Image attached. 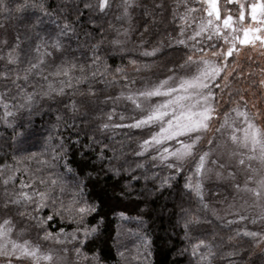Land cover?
Segmentation results:
<instances>
[{
  "label": "trees",
  "instance_id": "trees-1",
  "mask_svg": "<svg viewBox=\"0 0 264 264\" xmlns=\"http://www.w3.org/2000/svg\"><path fill=\"white\" fill-rule=\"evenodd\" d=\"M179 1L163 0V11L155 9L157 16L154 22L143 14V7L145 4L151 6L159 0H135L134 5L128 6L126 14L123 0H109L110 6L103 12L97 11V0H84L92 5L91 9H85L82 0H30L31 3L42 4L45 10L53 13L51 16H42L39 7L28 8L22 13L13 12L10 17L0 10V27L7 28L6 35L9 37V43L0 48V71L11 69L12 72L19 73V83L24 92L34 94L31 111L27 107L21 108L19 105L26 103L23 95L18 94L15 87L5 91L6 81L0 79V95L3 96V100H0V165L7 164L18 170L15 183L8 186V195L11 196L20 188L21 180L27 183L33 176L45 180L63 179L62 187L65 191L61 194L56 190L55 194L65 205L70 204L75 185L85 178L83 173L74 177L66 174L65 169L59 165L52 169L43 163L48 159L44 141L50 133L54 137L53 144L56 143V137H63L65 143H70L77 132L80 133V144L88 143L87 137L95 136L103 145H107L103 149L105 157H115L112 161L114 166L130 167L133 175L140 177L138 183L132 182V196L124 200L118 199V196L121 186L127 181V172H122L118 177L101 173L99 181L95 178L91 182L86 181V192L92 193V197L88 198L102 200L103 203L97 212L86 216L83 222L74 215L70 217L66 213L60 218L53 213V219L46 225L52 233L61 228L65 233H70L78 228L90 227L103 217L98 232L89 237L79 258L74 252V248L79 247L76 241L72 240L73 244H68L71 239L64 241L62 236V243L55 240H50L49 243L44 238V232L27 215L18 214L24 211L23 208L17 209L13 205L5 208V193L0 184V217L11 218L16 231L27 239L41 246L47 242L52 248L69 250L72 260L78 264H94L91 259L93 253L99 254L103 264H199L197 257L191 254L192 245L199 240L213 245L214 257L211 264H264V254L261 253L263 244L256 247L251 238L238 236V231L247 228L241 223L219 219L213 210V206L230 197V190L225 184L215 180L203 182L200 178L207 208L200 204L194 192L184 188L188 177H191L192 183L197 180L195 168L198 157L195 153L182 162L183 171L173 178L172 187L162 194H156L151 189L159 182V178L169 175L172 170L154 159V150H146L140 154L141 142L150 137L155 127L144 125L140 128L119 127L103 132L98 130L101 123L127 125L139 119L143 113L131 107L126 99L127 93L146 89L151 83L169 76L185 64V56L190 50L183 45L171 43L179 38L181 29L176 14ZM15 2L16 0H6L10 8ZM75 7L80 8L79 13L74 11ZM33 17H39L42 24L34 23ZM92 20L96 21L95 26L90 23ZM65 21L74 25L77 35H60ZM146 23L147 29L144 27ZM85 32L89 33V37L84 35ZM57 40L60 41V48L55 46L54 41ZM98 41L99 54L107 67H93L89 61L91 45ZM154 47L159 48L156 55H145L146 51ZM10 49H14L18 58L19 62L16 64H10L6 60ZM132 61L136 63L133 64ZM29 63L37 64L40 71L39 74L28 71V80L25 82L23 76ZM72 63L77 66L68 68L71 77L81 75V66L85 73L98 71L103 74V79L99 76L90 78V86L96 89L94 97L76 95L75 99L84 103H81L79 112L75 114V125L72 114L65 108L68 96L57 95L56 102L53 103L41 92V89L47 90L49 84L53 88L62 86L60 82L66 80V77L53 73ZM117 67L122 69V73H116ZM11 79H15V76ZM88 87L89 83L84 81L77 85L80 93L85 92ZM70 91L66 89V92ZM58 114L64 117V121L53 129ZM110 115L112 119L109 121ZM32 131L37 137L30 139L28 133ZM92 148L93 152L87 159L99 168L102 165L95 159V153L100 152L101 147L94 144ZM33 153L36 155L32 156ZM69 161V167L77 171L79 167H83L79 163V153L70 152ZM106 163L105 161L104 164ZM138 163L144 167L137 169ZM49 172H52L51 177ZM37 187L43 190V186ZM51 212V208H45L40 214L47 216ZM119 212L124 215H118ZM186 213L199 216L204 221L190 228L187 236L183 229ZM122 220L130 222L128 228L122 226ZM138 222L145 225L138 227ZM199 251L202 253L205 249L201 247ZM233 251H238L239 254L228 255Z\"/></svg>",
  "mask_w": 264,
  "mask_h": 264
},
{
  "label": "snow or ice",
  "instance_id": "snow-or-ice-1",
  "mask_svg": "<svg viewBox=\"0 0 264 264\" xmlns=\"http://www.w3.org/2000/svg\"><path fill=\"white\" fill-rule=\"evenodd\" d=\"M85 9H91L90 3L84 2ZM124 12L127 13L129 0H123ZM236 4L238 6V13L232 14L229 5ZM109 0H97L96 9L99 12H103L108 8ZM184 15L180 16L181 21H185L191 18L196 27L192 34L186 38H178L172 41V44L183 45L188 47L187 41H191L190 51L185 56L183 63H196L197 69L195 73L189 77H180L179 82L175 84V87L169 85V81L173 80V76H166L160 80L158 84L150 90L140 91L135 95L138 97H154L165 96L162 103L151 105L145 110L146 114L142 115L139 119L133 120L130 124L113 125L111 123H101L98 125V130L101 132L110 128L119 127H131L140 128L144 125H151L159 122V131L151 135L148 139L141 142V152L150 148L152 145H159L157 149H154L156 156L154 159H158L163 167L171 169L169 175L159 178V182L151 189L152 193L162 194L163 191L172 187L171 181L174 177L183 171L182 161L186 157H191L194 153L198 157L196 163L195 174L197 180L195 183L191 182V177H188L185 181L184 188L194 192L199 202L203 207L207 208V204L204 203L203 198V186L200 183L202 174L206 171V162L217 165L223 168V164H219L216 160H210V149L214 143V137L216 134H224L227 129V135L229 140L243 149H247L251 155L248 157L251 159H257L264 165V128H261L256 123L261 116V112L257 109L253 113H249L247 101L242 93L241 89L234 87V84L240 83L242 80H246L250 72L247 74L245 70L237 63L236 57L239 55L243 46H255L257 43L264 46V0H255L250 4L241 3L240 0H224L223 7H221L219 0H192V3H184ZM39 7L42 16H51L53 13L45 10L42 4L31 3L30 0H16L13 7H9L6 0H0V10L8 14L10 17L13 12L22 13L28 8ZM163 0L154 2L151 6L145 4L143 7V14L148 16L153 22L156 19L157 12L155 9L163 11ZM76 13L80 12L79 7H75ZM246 15L250 18L251 22L245 24ZM37 25L42 24V20L37 17L34 21ZM90 23L95 26L96 21L92 20ZM147 29V23L145 24ZM185 29H180V36L183 37ZM61 36H73L77 35L73 24L65 21L60 29ZM84 35L89 37V33L85 32ZM78 38V36H77ZM57 48L61 47L60 41H54ZM171 46V45H170ZM100 42L91 45V56L89 61L93 67L102 65L107 67L99 54ZM159 51L158 47L152 48L150 51H146L145 55H156ZM231 58V61L230 59ZM6 60L10 64L18 63V58L14 52V49H10ZM133 64L136 61H132ZM75 63L69 64L67 67L58 69L53 75H63L66 80L61 81L62 86L53 88L49 84L47 90L41 89L42 95L55 103V97L57 95H66L68 100L65 103L66 110L72 114L73 125L76 123L75 114L79 112L81 103L84 101H77L76 95H82L86 97H94L96 89L90 86V78L95 79L99 76L103 79V74L98 71H90L85 73L84 67L81 66V75L77 77H71L68 73V68H75ZM28 71H34L39 74V68L37 64L29 63L27 69H25V75L23 80H28ZM116 73H122V69L117 67ZM264 72V69H261ZM15 76V79H11ZM0 79L6 81V88L15 87L18 94H22L25 104L19 105V107H27L31 111V106L34 101V94L24 92L22 85L19 83L21 77L19 73L12 72L11 69L0 71ZM115 79V77L113 78ZM125 79L127 77L125 76ZM82 81L88 82L89 87L85 92L80 93L77 85ZM254 83V82H253ZM259 83L264 85V80H260ZM66 89L71 90L66 92ZM227 95L231 103L229 111L223 113V121L218 120L219 103ZM235 97V99H233ZM106 99H110L106 97ZM128 99H133V96L129 94ZM0 100H3V96L0 95ZM137 107L140 104L137 100H134ZM243 104V107H241ZM8 107V105H5ZM114 111V109H113ZM230 113L235 118H239L242 127H237L236 124L230 120ZM86 117L87 114L85 113ZM109 121L112 119L111 115L108 117ZM216 120L219 123V127L213 128L212 123ZM64 121V117L61 115L56 116V124L53 125V129L58 128L59 124ZM65 126L67 123L65 121ZM23 127V125H21ZM194 134V135H189ZM28 135H35V133H28ZM180 136H185V140L177 139ZM80 133H75V139L70 143H65L63 137H56V143L52 141L54 137L50 133L47 139L44 141L45 152L48 154V159L43 161L49 168L54 169L59 165L65 169L66 174L72 176H78L79 173H83L85 179H80L75 185V192L69 205H65L64 201L56 196V190H59L61 194L65 191L62 185L63 179H41L38 177H32L26 183L20 181V188L11 196L8 195V186L15 183L17 179V169L10 168L7 164L0 165V184L3 185V191L5 193L4 207L9 205L17 207V209L23 208L24 211L19 212L21 216L27 215V217L34 222L35 226L40 228L44 232V238L47 240L61 241L63 236L64 241L68 239L77 242L79 247L74 248V252L79 258L82 255V248L88 242L89 237L94 236L98 232V226L103 222V217L97 221V224L86 226L84 228H78L70 233H65L64 229H59L58 232L52 233L48 231L46 225L53 219V213L60 218H63L64 214H69L71 217L74 215L80 222H83L84 218L92 213L98 211L102 206L103 201H97L92 197L91 192H86L87 182H91L93 178L97 181L100 180L101 173H110L114 177H118L122 172H127V181L121 186L118 199L124 200L126 197L132 196L131 185L133 181L137 183L140 177L133 175V170L125 168L123 166L116 167L112 164L114 156L105 157L103 149L107 145H103L102 142L95 138V136L87 137L88 143L80 144ZM168 141H174L177 147L170 145L166 146ZM206 143L209 146V151H203V145ZM100 145L101 151L95 153V159L101 162V167L97 168L96 164L91 163L87 157L93 152L92 145ZM79 145L77 148L76 146ZM79 153L81 157L80 164L83 167H79L78 171L69 167V153ZM36 154L33 153L32 156ZM241 156L244 154L241 153ZM31 158V156L29 157ZM107 162L106 165L104 162ZM240 165L245 164L243 158L238 160ZM143 164H136V168H143ZM251 168V164L248 165ZM87 169H91L88 171ZM49 176H52V172H49ZM147 179V177H144ZM249 181H253V177H248ZM87 181V182H86ZM39 186H43L41 190ZM237 188L240 186L237 185ZM244 190L250 192L257 200H264V175L259 180L253 181V186H244ZM115 194V188H113ZM31 206V210H29ZM45 208H51L52 212L43 216L40 213ZM118 215L123 216V212H119ZM261 219H264V206L261 207ZM238 220H245V216L238 215ZM199 216L186 213L183 223V229L187 236L190 228L202 223ZM11 218L4 219L0 222V257H4L6 264H11V259L14 258L18 261V264H24L25 259H30L32 264H41L42 261L49 262L53 260V253L51 251H41L36 245H30L27 241L24 243H17L12 241L8 234L12 231ZM78 233H80L78 235ZM238 236H245L251 238L254 241V246L259 247L264 243V232L243 230L237 232ZM231 239V238H230ZM205 249L204 252H200V248ZM213 245L205 240H199L196 244L192 245L191 254L196 256L199 264H211L214 253L212 251ZM264 254V249L261 250ZM238 251H233L228 255H238ZM251 256L252 254L249 253ZM148 252L146 249L145 258H147ZM87 259V256H85ZM91 259L94 264H103L102 258L98 253H93ZM258 264V262H257Z\"/></svg>",
  "mask_w": 264,
  "mask_h": 264
},
{
  "label": "rangeland",
  "instance_id": "rangeland-1",
  "mask_svg": "<svg viewBox=\"0 0 264 264\" xmlns=\"http://www.w3.org/2000/svg\"><path fill=\"white\" fill-rule=\"evenodd\" d=\"M241 3L250 4L255 2V0H240ZM135 0H129V5H134ZM184 3H192V0H180L176 9V14L178 18L184 15ZM221 7H223L224 0H219ZM232 14L236 15L238 13V6L236 4L229 5ZM34 18V17H33ZM37 17L34 18V21ZM178 22L181 25V28L185 29L184 36L181 37L179 34V38H186L192 34L196 25L191 18H188L185 21H181L178 19ZM250 18L246 15L245 24L250 23ZM53 23V21H52ZM255 23V22H251ZM55 26V23H53ZM57 27V26H56ZM7 28L0 27V48L6 46L9 43V37L6 35ZM191 41L186 40V44L188 47L185 48L190 50ZM2 59V53H0V63ZM231 61V58H229ZM237 63L245 70V73H251V75L247 76L246 80H242L240 83L234 84V87L237 89H241L242 93L245 96L247 101L248 111L249 113L255 112L257 109L260 110L261 116L256 123L259 127L264 128V85L259 83L260 80H264V72H261V69H264V46L257 43L255 46H243L239 55L236 57ZM197 69L196 63H185L179 70L170 74L169 76H173V80L169 81V85L175 87V84L179 82L180 77H189L195 73ZM164 79V78H163ZM162 80V79H161ZM160 81V80H159ZM151 83L145 90L141 89L139 91L129 92L126 95V99L131 103V107L140 110L143 115L146 114L145 110L148 109L151 105L160 104L164 99H167L165 96H154V97H138L135 94L140 91L150 90L155 87L158 82ZM254 82V83H253ZM129 94H131L134 100H137L140 104V107L136 106L133 99H128ZM235 99V97H233ZM231 107V103L227 95L224 96L223 100L219 103L218 120L220 122L223 121V113L229 111ZM243 107V104H241ZM142 116V115H141ZM230 120H232L237 127H242V123L239 118H235L233 114L230 113ZM153 125L155 128L151 135L159 131V122H156ZM213 128L219 127V123L214 120L212 123ZM32 133H34L32 131ZM150 135V136H151ZM194 135V134H189ZM30 139L36 138L37 135H30ZM177 139L185 140L187 142V138L185 136H180ZM202 150L209 151V146L206 143H203ZM177 147L174 141H168L166 146ZM159 145H152L147 150L157 149ZM244 155L241 156L240 154ZM156 155V152H155ZM251 153L248 152L247 149H243L242 147L233 144L227 135V129H225L224 134H216L214 137V143L210 149V160H216L219 164H223L224 167H218L217 165L207 163L206 162V171L202 174V181H218L222 184H225L229 188L230 197L227 200L219 202L217 205L213 206V210L216 216L223 220L233 223H241L243 227L247 228V230L264 232V219L259 218L261 214V207L264 206V200H257L253 195L244 190V186H253V181L259 180L262 175H264V165L257 159H249L248 157ZM187 158V157H186ZM186 158L182 161L184 162ZM243 158L245 160L244 165H240L238 160ZM181 162V163H182ZM251 164V168L248 165ZM252 176L253 181H249L248 177ZM240 187L237 188L236 186ZM238 215L245 216V220H238L236 217ZM4 217H0V222H2ZM123 227L126 229L129 227V221H123ZM145 225V224H144ZM143 224L140 222L137 223L138 227H143ZM12 223L11 228L12 231L8 234L9 238L12 241L17 243H24L27 241L30 245H36L40 248L41 251H51L53 253V260L51 264H78L74 262L71 258L70 253L62 248H52L50 244L44 242L45 245H39L30 239H27L22 233L17 232V228ZM47 240V239H45ZM139 244V239L136 240ZM62 243L63 241H57ZM73 244L72 240L68 241V244ZM50 243V240H49ZM263 247H264V243ZM49 245V246H48ZM0 264H6V260L4 257H0ZM11 264H18V261L14 258L11 259ZM24 264H32L30 259H25ZM41 264H49V262L42 261Z\"/></svg>",
  "mask_w": 264,
  "mask_h": 264
}]
</instances>
